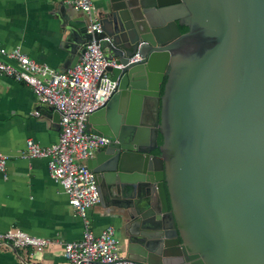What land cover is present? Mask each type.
<instances>
[{
    "label": "water",
    "instance_id": "95a60500",
    "mask_svg": "<svg viewBox=\"0 0 264 264\" xmlns=\"http://www.w3.org/2000/svg\"><path fill=\"white\" fill-rule=\"evenodd\" d=\"M60 13L74 66L93 38L115 64L86 131L125 258L264 264V0H101L102 32Z\"/></svg>",
    "mask_w": 264,
    "mask_h": 264
},
{
    "label": "crops",
    "instance_id": "0c3cea01",
    "mask_svg": "<svg viewBox=\"0 0 264 264\" xmlns=\"http://www.w3.org/2000/svg\"><path fill=\"white\" fill-rule=\"evenodd\" d=\"M100 2L93 0L96 8ZM64 6L71 14L81 13L66 0H0V41L8 50L20 48L53 69L73 68L74 55L60 13ZM0 59L11 61L2 54ZM60 132V120L39 102L31 86L0 74V152L10 156L6 170L0 171V232L20 228L52 241L42 251L1 244L0 264H63L65 243L83 237L85 223L52 177L48 160L20 157L27 139L48 147L58 141ZM113 210L107 202H99L89 210L88 219L96 234L114 225L122 241ZM120 252L126 255L122 245Z\"/></svg>",
    "mask_w": 264,
    "mask_h": 264
},
{
    "label": "built area",
    "instance_id": "2783aa9c",
    "mask_svg": "<svg viewBox=\"0 0 264 264\" xmlns=\"http://www.w3.org/2000/svg\"><path fill=\"white\" fill-rule=\"evenodd\" d=\"M66 1L87 15L89 32H102L93 0ZM100 40L93 38L78 63L66 71L40 63L20 48L8 50L0 41V54L11 59H0V74L28 84L40 103L53 105L61 113L58 141L43 147L27 139L20 157L48 160L52 177L63 187L70 205L85 223L82 239L65 243L63 264H134L121 254V241L114 225L109 224L96 234L88 219L89 210L100 202L99 186L88 161L109 142L106 136L86 131L88 116L104 106L118 86L107 71L109 65L115 64L107 60ZM139 59L141 56L137 53L131 61ZM35 114L40 115V111ZM9 158L0 152V171L6 170ZM51 242L47 237L31 235L20 228L0 232V245L14 249L42 251Z\"/></svg>",
    "mask_w": 264,
    "mask_h": 264
},
{
    "label": "trees",
    "instance_id": "16d2710c",
    "mask_svg": "<svg viewBox=\"0 0 264 264\" xmlns=\"http://www.w3.org/2000/svg\"><path fill=\"white\" fill-rule=\"evenodd\" d=\"M188 30V28L187 27H185V26H182L181 27V32H186ZM163 89H164V84H162V87H161V92H163ZM162 143V137L160 136L159 137V144H161ZM158 152H159V150H158Z\"/></svg>",
    "mask_w": 264,
    "mask_h": 264
},
{
    "label": "flooded vegetation",
    "instance_id": "af4514ba",
    "mask_svg": "<svg viewBox=\"0 0 264 264\" xmlns=\"http://www.w3.org/2000/svg\"><path fill=\"white\" fill-rule=\"evenodd\" d=\"M159 137H160V136H159ZM108 139H109V138H108ZM159 145H160V144H159ZM158 150H159V149H156V150H155V153H156V154L159 153Z\"/></svg>",
    "mask_w": 264,
    "mask_h": 264
}]
</instances>
